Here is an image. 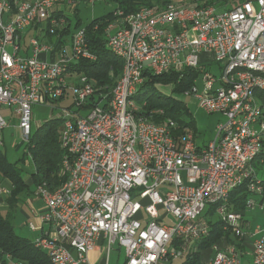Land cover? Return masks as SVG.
I'll return each instance as SVG.
<instances>
[{
    "label": "built area",
    "instance_id": "built-area-1",
    "mask_svg": "<svg viewBox=\"0 0 264 264\" xmlns=\"http://www.w3.org/2000/svg\"><path fill=\"white\" fill-rule=\"evenodd\" d=\"M81 1L108 2L18 0L14 7L0 0V146L9 126L1 109L12 111L28 142L32 107L70 100L56 107L66 181L54 190L36 187L46 207L41 220L49 228L33 240L35 247L53 264H84L104 239L108 256L114 245L124 248V264H169L209 236L210 208L232 234L246 238L244 217L227 203L232 191L254 177L252 162L264 149V110L256 97L264 90V0H240L231 9L174 2L130 16L117 12L122 24L116 32L110 26L108 47L123 61V73L110 93L68 68L96 59L83 27L64 42L71 24L53 17L57 5ZM30 28L42 31L30 38L25 55ZM48 33L58 36L56 42L47 41ZM214 63L220 75L205 71ZM186 68L199 76L184 97L225 118L203 146L193 131L175 137L171 120L158 124L137 114L132 99L146 72L158 76ZM250 189L262 192L260 182ZM29 227L38 230L32 222ZM214 248L209 264H243L235 247ZM251 249V264H264V233Z\"/></svg>",
    "mask_w": 264,
    "mask_h": 264
},
{
    "label": "trees",
    "instance_id": "trees-1",
    "mask_svg": "<svg viewBox=\"0 0 264 264\" xmlns=\"http://www.w3.org/2000/svg\"><path fill=\"white\" fill-rule=\"evenodd\" d=\"M11 6L16 5L18 0H8ZM176 0H108L110 4L115 5V10L105 16L92 20L87 26L83 27L81 20L77 18L74 29L84 28L86 30L87 41L90 51L94 54L95 60H82L71 64L68 68L71 74H81L85 76L94 88L99 89L101 93H110L116 86L117 81L123 73V61L117 58L108 47V36L110 26L117 19L116 15L121 11L123 16H130L143 8H164L174 3ZM240 0H182V3L189 5H215L223 9L234 6ZM77 8L75 9V12ZM53 17L61 18L67 16L59 11L53 13ZM69 19V18H68ZM70 21V19H69ZM71 25L62 33L64 42H68L71 32ZM113 31V29H112ZM199 76V71L186 68L183 72L170 71L162 75H153L145 73L144 83L139 87L136 94L132 97L140 105L141 109L137 114L147 116L151 121L158 124L171 120L177 124L173 131L175 137H181L186 130H196V120L190 116L183 118L187 110V104L184 99L176 96L188 92ZM158 86H169L171 94H163L157 91ZM175 96V97H174ZM262 109L264 110V90L256 93ZM61 99L57 104L65 102ZM69 106V105H68ZM63 107V106H58ZM264 114V113H263ZM62 119L53 118L46 122L37 132L31 133L29 141H23L18 147H23L25 156H29L32 162V172L30 179L35 187L39 184H46L51 190L59 188L66 181L62 175V163L65 150L61 143ZM4 144V143H3ZM252 166L255 170L254 177L247 180L237 187L230 194L227 205L230 211L246 210L249 203H264V149L262 153L254 159ZM26 171L17 164L9 162L6 154L0 148V175L12 185L11 195L7 199L10 207L18 203L20 194L28 187L24 178ZM260 182L261 193L253 192L250 189L252 184ZM210 225L209 236L195 243L182 264H203L201 261V252L213 247L224 236L228 237L231 233L229 227L221 220L216 219L215 208H210L205 214ZM178 245V240L175 241ZM53 264L48 254L35 247L33 240L18 235L15 232L12 213L4 215L0 205V264ZM171 261L169 264H171Z\"/></svg>",
    "mask_w": 264,
    "mask_h": 264
},
{
    "label": "rangeland",
    "instance_id": "rangeland-1",
    "mask_svg": "<svg viewBox=\"0 0 264 264\" xmlns=\"http://www.w3.org/2000/svg\"><path fill=\"white\" fill-rule=\"evenodd\" d=\"M177 3H182V0H176ZM68 5V4H67ZM77 5V6H76ZM232 5L229 6V8ZM63 7V13L71 20L72 27L76 25L77 18L81 20L82 26H87L92 20L105 16L110 12H113L115 10V5L110 4L109 2H101L97 3L95 5L88 4L86 2H79L74 5H68L67 8ZM77 8V11L75 12V9ZM122 20L117 19L115 22L112 23L111 26L114 28L117 24H121ZM56 34H47V41L50 43H54L57 40ZM216 66V67H214ZM214 66H205V71H209L212 73H217V75H220V70L217 68V64L215 63ZM200 91H202L203 87V81L200 80ZM157 91L159 93L163 94H171V89L169 86H158ZM175 97V96H174ZM177 98L184 99V102L187 104V110L183 114V118L187 119L190 116H192L196 120V130L194 131L196 136V142L197 144L203 146L207 145L210 141L213 140L216 127L219 122H222L225 120V118L222 115H210L204 112L201 109V103L196 101L193 97H187L185 98L184 95L176 96ZM264 102V100H263ZM134 103L138 109H141V105L134 100ZM70 104V100H67L63 103L59 104H45V105H34L32 107V134L37 132L46 122L50 121L53 118L59 117L61 110L56 108L57 106H68ZM1 113L7 118L9 122L8 128L4 131V144L0 146L1 150L6 154L9 162L13 164H17L19 167L23 168L26 172L24 173V178L26 181L32 183L30 181V176L32 172V162L29 156H25V150L24 146L17 149V147L23 142V134L21 130L19 129V121L18 119L14 118L12 115V111L6 108L1 109ZM11 186L10 182L7 180H4L3 177L0 175V189L3 190V194L0 195V201L2 202V199L7 196L9 198V194L11 193ZM2 195H4L2 197ZM35 195V196H34ZM37 198L35 194V188L32 184H30L25 191H23L19 198L22 200V205L17 206L15 209H13L12 219L13 224L15 227V232L23 236L25 238H28L31 236L30 231L26 228L25 230L21 229L23 222L28 220L23 212H29V206L30 201L27 204V198H31V201H35L34 198ZM35 198V199H36ZM40 200L39 198H37ZM4 201V200H3ZM41 201V200H40ZM24 202V203H23ZM29 208V209H28ZM10 209L8 207L2 208V212L4 215H7ZM206 213V211H205ZM237 213L241 216L248 219V222L251 223V228L248 230V228H245V230L249 231L253 234V238H255L256 235H261L264 233V210L260 208L259 205H255L253 207H247L246 210H237ZM245 213V214H244ZM172 218V217H171ZM216 219L219 218L216 215ZM243 227H244V220ZM171 221H166L165 224H170ZM23 233H22V232ZM225 241L229 242V239L231 240V243L238 244L239 238L234 235L230 234L228 237L224 236ZM222 243V242H221ZM221 243H218L219 246H221ZM119 247L118 244L114 245L113 248ZM117 252H112L110 264H116L117 260ZM185 258H178L175 259L171 264H182L184 262ZM124 263V253L121 251V257L119 260V264ZM8 264H13L12 262H9Z\"/></svg>",
    "mask_w": 264,
    "mask_h": 264
},
{
    "label": "crops",
    "instance_id": "crops-1",
    "mask_svg": "<svg viewBox=\"0 0 264 264\" xmlns=\"http://www.w3.org/2000/svg\"><path fill=\"white\" fill-rule=\"evenodd\" d=\"M62 5H64L65 8L68 7L67 3H62V4H59V5H57L55 7V11H59V12H61L64 15V13H63L64 12L63 11L64 9H63ZM68 21H69V19H68ZM69 22L71 24V20ZM121 24H122V22H121ZM120 25L117 24L113 28V31L116 32L120 28ZM71 26H72V24H71ZM74 30L75 29L73 27H71V32L72 33H73ZM40 31H42V30L41 29H36V28H30V29H28V31L26 32V38L23 41V45H24L23 54L30 55L29 51H26V49L28 48V45H29V40L33 36L41 35L40 34ZM71 34H70V36H71ZM214 64L212 66H214ZM214 67H216V66H214ZM30 181L32 182L31 179H30ZM27 184H28V186L30 184H32L34 186L33 182L30 183L28 181ZM10 186H11L10 189L12 190L11 183H10ZM34 188H35V192H36V187L34 186ZM10 195H11V193L9 194V196ZM3 196L4 195H2V197ZM35 198H34L35 201H31V198H27V201H26L27 204L30 201V206H29L30 209L28 208L29 209V212H27V213L26 212H23V214H24V216L28 220H26L25 222H23V224H21L22 225L21 226L22 227L21 229L25 230L27 228L30 231L31 236L28 237L30 240H34L36 237L42 235L43 232L46 231V230H48V228H49V226L47 224H44L42 222V220H41V217L46 212L45 204H44V202L39 197H37V198H39L41 201L38 200L37 198L36 199ZM7 199L8 198L6 196V197H4L2 199V202L0 201L1 208L8 207L10 209V211L8 213H12L13 214L14 213L13 212V209H15L19 205H22V200L20 198H18V201L19 202L16 203V205L14 207H10L9 206V203L7 202ZM256 205H259L260 208L264 210V203L258 202V203H256ZM31 222L34 223L37 226V228H38L37 231H32L30 229L29 223H31ZM245 228H248V230L251 228V223L248 222V219L246 218V215H245V218H244V227H243V231L247 235L246 238H243V239H240L239 238L238 244L231 243V240L230 239H229V242H228V241H225V238H222L218 242V243H221L222 242L221 243V246H219L218 243H216L215 245H218L221 249H224V250H227L229 248V246L235 247L236 251L240 255V259H241L242 263L243 264H251V262H252L251 243L256 238H258L260 235H256L255 238H253V234L250 233L248 230L246 231ZM106 244L107 243H106V241L104 239H100L97 242L96 247L89 253V255H88V262L87 263H84V264H110L111 254H112L113 251L114 252H117V256H116L117 257V260H116L117 263L116 264H119V260H120V257H121V251H123V253H124V263H125V261H126V254H125L124 248H122V247H120L118 245L119 247H116L115 249L112 248V250L110 251L109 256H108L107 253H106ZM214 246L201 252V261H202L203 264H209L212 261V259L214 258L215 253H216V250H215ZM74 256H76L75 253H74Z\"/></svg>",
    "mask_w": 264,
    "mask_h": 264
}]
</instances>
